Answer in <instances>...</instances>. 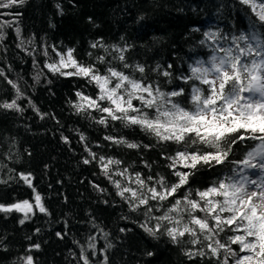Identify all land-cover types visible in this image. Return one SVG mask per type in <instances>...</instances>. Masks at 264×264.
<instances>
[{
	"label": "trees",
	"instance_id": "16d2710c",
	"mask_svg": "<svg viewBox=\"0 0 264 264\" xmlns=\"http://www.w3.org/2000/svg\"><path fill=\"white\" fill-rule=\"evenodd\" d=\"M0 11L21 13L18 19L0 16V22L13 21V28L5 29V38L0 41V70L4 73L0 76V102H10L17 95L7 83V77L24 93L18 103L25 109L20 113L0 108V174L7 181L0 183V204L33 202L32 189L19 178L21 173H31L32 183L50 213L37 211L23 225L19 223L23 218L21 213H0V264H22L21 258L29 254L35 264H83L81 246L93 264L104 255L108 256L109 264H189L181 248L170 244L167 238L153 240L137 226L134 221L143 218L129 212L127 205L115 195L114 186L97 162L83 163L88 153L79 134L87 137L92 151L122 160L121 167L144 175L167 174L166 162L159 155L161 150L108 146L103 140L105 135H122L130 141L144 143L149 139L138 128L125 129L117 124L105 130L77 115L70 103L76 99L75 92L83 90L92 94L93 89L83 80L53 75L44 64L57 59L52 46L60 51L75 49L78 60L94 63L97 56L106 55L102 47H91L100 41L107 47H128L124 53L128 62L145 65L148 78L161 81L167 90L173 85H166L165 78L152 69L173 64L171 71L180 75L195 59H206L207 49L198 43L207 30L201 28L204 23L211 25L209 31H222L229 36L247 34L255 18L249 8L239 0H26L17 9ZM17 26L25 41L24 48L32 52L31 56L17 47L20 43L15 32ZM28 40L32 43L28 44ZM45 51L48 57L43 54ZM113 64L118 66L116 61ZM38 72L42 73L39 83L34 79ZM29 100L40 113L50 115L41 119ZM62 136L68 138L67 143ZM97 144L101 147H96ZM251 147V141L240 145L236 158ZM145 162L152 165L151 170L144 166ZM226 172L224 169L219 175ZM216 178L211 171H202L191 184L193 188H204ZM93 184L106 189V193H100ZM124 216L129 219H122ZM122 227L130 231L121 233ZM37 228L39 233L35 231ZM100 229L109 233L107 239ZM57 232L65 234L63 239L57 237ZM90 236L96 237L95 256L87 248ZM108 242L114 247L102 252ZM32 244H39V250L28 251ZM148 251L155 255L146 256Z\"/></svg>",
	"mask_w": 264,
	"mask_h": 264
},
{
	"label": "snow or ice",
	"instance_id": "6c2138e0",
	"mask_svg": "<svg viewBox=\"0 0 264 264\" xmlns=\"http://www.w3.org/2000/svg\"><path fill=\"white\" fill-rule=\"evenodd\" d=\"M25 3L26 0H0V10L17 9ZM239 3L247 6L255 17L251 30L231 36L222 31H204L198 43L207 49L206 59H195L180 75L171 71L173 64L152 69L165 78L166 85H173L167 90L161 81L148 78L145 65L128 62L124 55L128 47H107L100 41L91 47H102L106 55L97 56L94 63L78 60L75 49L60 51L52 46L57 59L44 64L53 75L83 80L93 89L92 94L83 90L75 92L76 99L70 103L77 115L105 130L117 124L125 129L138 128L149 139L144 143L130 141L122 135H105L103 140L108 146L161 150L159 155L166 162L167 174L144 175L119 167L122 160L92 151L87 137L79 134L88 153L83 163L97 162L114 186L115 195L127 205L129 212L143 218L134 221L137 226L151 239L167 238L170 244L181 248L189 264H264V0H239ZM9 15L18 19L21 13L0 11V16ZM88 21L91 23L92 18ZM11 28L13 21L0 22V41L5 38L4 30ZM15 32L20 40L17 47L31 56L32 52L24 48L18 26ZM43 54L49 56L47 51ZM33 63L36 64L35 58ZM41 74L38 72L34 78L37 83ZM3 75L0 70V76ZM5 79L17 95L10 102H0V108L23 113L25 109L18 100L24 98V93L15 82ZM29 105L41 119L50 115L40 113L31 100ZM62 139L68 142L67 137ZM249 141L252 147L236 158V149ZM144 166L152 168L148 162ZM224 169L227 172L219 175ZM202 171H211L217 178L204 188H193L191 180ZM19 178L32 189L33 202L0 204V213H23L21 225L37 211L50 215L32 183L31 173H21ZM93 187L100 193L107 191L98 184ZM92 226L97 227L94 221ZM35 231L39 233L40 229ZM119 231L130 229L122 227ZM100 232L107 239L109 233L103 229ZM56 235L63 239L65 234ZM88 239L87 248L95 256L96 237ZM113 247L108 242L101 251ZM39 248V244H32L28 251ZM145 255L152 257L155 253L148 251ZM80 260L83 264H93L83 246ZM21 261L35 264L30 254ZM97 264H109L108 256L104 255Z\"/></svg>",
	"mask_w": 264,
	"mask_h": 264
},
{
	"label": "bare ground",
	"instance_id": "6f19581e",
	"mask_svg": "<svg viewBox=\"0 0 264 264\" xmlns=\"http://www.w3.org/2000/svg\"><path fill=\"white\" fill-rule=\"evenodd\" d=\"M211 27V25L210 24H208V23H204L202 26H201V28L202 29H207V30H205V31H209V29L208 28H210ZM192 45V44H191ZM189 49H190V47H189ZM130 171V170H129ZM131 172V171H130ZM148 173H146L145 175H147ZM11 181H12V178L10 179ZM0 181H5L4 180V177L0 174ZM22 214V213H21ZM22 216H23V214H22ZM30 216L32 217V216H34V215H31L30 214ZM29 220V219H28ZM28 220H26V221H28ZM25 221V222H26Z\"/></svg>",
	"mask_w": 264,
	"mask_h": 264
},
{
	"label": "rangeland",
	"instance_id": "374dc122",
	"mask_svg": "<svg viewBox=\"0 0 264 264\" xmlns=\"http://www.w3.org/2000/svg\"><path fill=\"white\" fill-rule=\"evenodd\" d=\"M119 167H121V165H120ZM121 168H123V167H121ZM148 174H149V173H148ZM6 175H8V173H7ZM115 178L120 179L119 177H115ZM22 214H23V213H22Z\"/></svg>",
	"mask_w": 264,
	"mask_h": 264
}]
</instances>
